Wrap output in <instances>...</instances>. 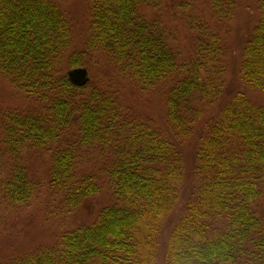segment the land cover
<instances>
[{
	"label": "trees",
	"instance_id": "trees-1",
	"mask_svg": "<svg viewBox=\"0 0 264 264\" xmlns=\"http://www.w3.org/2000/svg\"><path fill=\"white\" fill-rule=\"evenodd\" d=\"M159 1L89 0L84 50L69 52L71 24L55 2L0 0V72L35 101L1 121L8 153L47 149L49 189L70 212L100 191L96 173L79 170L78 151L92 147L103 156L100 171L113 200L54 245L1 264H154L160 227L177 204L184 176L180 143L194 133L200 136L195 189L161 245L163 264H264V218L256 207L264 204V105L237 92L202 118L220 95L226 70L225 43L210 26L229 20L237 2L206 0L209 19L185 11L193 52L181 61L172 33L143 12ZM96 52L143 89L171 80L165 116L172 138L84 79L85 58ZM74 69L80 82L70 75ZM238 71L247 87L264 93V0ZM1 188L3 200L19 207L38 183L15 165Z\"/></svg>",
	"mask_w": 264,
	"mask_h": 264
},
{
	"label": "rangeland",
	"instance_id": "rangeland-1",
	"mask_svg": "<svg viewBox=\"0 0 264 264\" xmlns=\"http://www.w3.org/2000/svg\"><path fill=\"white\" fill-rule=\"evenodd\" d=\"M55 2L71 24L73 43L71 51L84 50V41L88 33L90 12L89 0H52ZM187 3L182 7L180 2ZM259 0H236L237 8L229 20L211 23V28L218 32L226 47V70L220 95L212 105H206L202 118L209 113L216 114L218 109L231 99L237 92H243L256 105H264V93L258 89L247 87L240 78L239 63L242 47L250 36L258 17ZM206 0H160L153 8L144 9L147 17H157L172 33L173 46L178 52V59L187 60L193 52L192 33L187 24L185 11L202 18H211ZM87 68L86 80L116 96L120 107L131 117L139 120H150L166 137L172 138L165 116V99L171 85L166 79L153 87L143 89L133 79L118 73L107 61L104 54L89 53L85 58ZM75 81L82 80L78 69L70 71ZM34 106L35 101L26 99L11 84L9 79L0 72V264L33 252L40 248L54 245L61 234L76 225L90 224L99 210L113 202L105 180V174L100 171L103 156L92 147H83L78 151L79 170L93 171L98 177L100 191L93 197L85 199L78 207L67 212L61 206L58 194H53L48 186L50 152L47 149L23 148L17 157L8 153L4 144L1 121L8 112L26 110ZM200 107V104H199ZM197 128V132H199ZM197 133L183 139L180 148L184 162V176L181 182L179 199L174 209L166 215L159 232L162 245L172 226L181 214L195 189L196 148L199 144ZM15 165H22L29 177L38 183V188L27 204L13 206L3 200L2 182L10 175ZM260 200L259 215L264 218V204ZM158 247L154 264H163V248Z\"/></svg>",
	"mask_w": 264,
	"mask_h": 264
},
{
	"label": "water",
	"instance_id": "water-1",
	"mask_svg": "<svg viewBox=\"0 0 264 264\" xmlns=\"http://www.w3.org/2000/svg\"><path fill=\"white\" fill-rule=\"evenodd\" d=\"M84 79L86 80V76L84 75Z\"/></svg>",
	"mask_w": 264,
	"mask_h": 264
}]
</instances>
